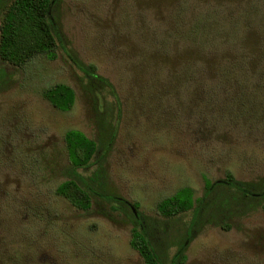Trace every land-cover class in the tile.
I'll return each mask as SVG.
<instances>
[{
    "label": "rangeland",
    "instance_id": "374dc122",
    "mask_svg": "<svg viewBox=\"0 0 264 264\" xmlns=\"http://www.w3.org/2000/svg\"><path fill=\"white\" fill-rule=\"evenodd\" d=\"M56 5L68 45L118 93L120 112L102 174L107 190L128 205L135 202L134 213L161 221L157 199L181 185L197 196L204 178H221L226 169L244 180L264 176V83L248 79L242 102L237 87L222 85L210 88L215 101H207L205 75L194 72L198 83L186 85L180 63L198 51V64L219 57L212 48L204 53L207 42L201 49L187 43L188 27L196 15L211 12L208 8L214 16L204 19L222 34L211 43L218 42L222 54L230 53L221 41L222 30L230 28L251 50L257 25L264 23V0H58ZM248 8H257V23L237 14ZM198 30L200 42L210 35ZM0 67V264H142L128 244L127 207L109 209L94 198L84 210L53 191L66 177L64 130L95 135L89 98L68 52L59 47L52 59L37 55L22 66L0 61ZM54 81L74 89L67 110L41 95ZM187 216L167 219V235L181 236L174 229ZM227 222V227L207 223L195 232L186 241L182 264H264V212L257 207ZM158 227L152 237L165 238Z\"/></svg>",
    "mask_w": 264,
    "mask_h": 264
},
{
    "label": "trees",
    "instance_id": "16d2710c",
    "mask_svg": "<svg viewBox=\"0 0 264 264\" xmlns=\"http://www.w3.org/2000/svg\"><path fill=\"white\" fill-rule=\"evenodd\" d=\"M57 1L0 0V61L12 66H22L37 55L52 59L60 47L70 55L77 72L78 84L89 98L93 111L94 137L87 136L78 128L64 130L62 141L66 156V177L54 186L53 191L76 208L84 210L94 198L105 200L109 209L127 207L131 219L128 244L137 251L142 264H182L186 241L205 224L227 227V219L232 215L246 213L257 207L264 212V176L244 180L234 177L227 169L221 178H204L202 191L197 196H193L192 187L181 185L157 199L154 207L155 212L163 217L161 221L156 218L153 222L147 221L145 216L134 213L132 206H136L135 202L128 205L123 197L105 188L103 161L115 135L120 99L110 80L98 73L93 63L80 59L68 45L58 20ZM208 9L211 12L203 13V17L196 15L188 27L187 34L190 38L187 37V43H194L201 49V43L207 42L209 50L204 53L211 52L212 48L219 53V57L211 61L203 60L202 64H198V55L202 53L198 51L195 56L190 55L180 60L185 69V83H198L194 72L199 74L201 71L205 75L202 83L208 85L203 100L214 102V91H210V88L222 85L227 90L232 86L237 87L235 95L242 102L244 95L241 92L248 89L251 83L248 79L257 78L255 83L258 85L264 83V23L259 22L257 25V35L251 44V50L241 42L240 32L231 28L222 30L225 38L221 41H225L226 50L230 48V53L222 54V49L217 48L219 43H211L216 40L217 35L222 37V34L221 28L219 31L204 19L205 16H214L213 9ZM237 14L242 20L246 19L253 24L259 21L257 8H248ZM177 18L182 19L179 15ZM199 28L202 33L210 32L208 37L202 35L201 42L198 38ZM197 42L200 46H197ZM2 69L0 67V74ZM41 95L53 107L67 110L73 103L74 89L65 82L54 81L41 88ZM181 214L188 216L179 221L180 225L174 230H181L182 235H167V219L172 221ZM158 225L165 238L161 235L152 237Z\"/></svg>",
    "mask_w": 264,
    "mask_h": 264
}]
</instances>
